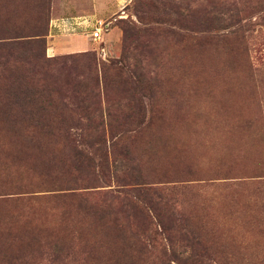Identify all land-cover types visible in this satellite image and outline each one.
<instances>
[{
  "label": "rangeland",
  "instance_id": "374dc122",
  "mask_svg": "<svg viewBox=\"0 0 264 264\" xmlns=\"http://www.w3.org/2000/svg\"><path fill=\"white\" fill-rule=\"evenodd\" d=\"M70 18L104 25L91 60L53 51L70 35L51 22ZM0 44V264H113L114 231L83 209L131 188L134 164L155 191L127 212L142 244L127 264H264V0H0ZM84 115L106 131L27 124ZM18 147L54 149L65 179L78 147L98 187L42 192L44 157Z\"/></svg>",
  "mask_w": 264,
  "mask_h": 264
},
{
  "label": "trees",
  "instance_id": "16d2710c",
  "mask_svg": "<svg viewBox=\"0 0 264 264\" xmlns=\"http://www.w3.org/2000/svg\"><path fill=\"white\" fill-rule=\"evenodd\" d=\"M3 46L4 45L0 44V49ZM83 54V56L87 58L93 56L89 52ZM89 60H91V58ZM92 65L94 66V70H97V68L99 69L103 82H107L108 76L111 77V80H115L114 78L117 79L120 74L118 71V66L114 65V63H111L110 65L106 63L95 64L94 61ZM96 78L98 79V75H96ZM24 90L27 91L28 87L25 86ZM35 94H37V92L35 93L32 92V90H29L25 96L32 97ZM20 103L22 102L20 101ZM20 103H14V105L11 104L10 108L16 109L15 107L24 105ZM25 104L26 105L24 106H29L30 101ZM12 105L13 108L11 107ZM83 120L85 123L82 122ZM92 121L93 119L90 117V115L78 116V118L59 117L54 120H45L42 118L34 119L29 116L27 119V124H29L33 129H37L39 132H41L43 128L53 129L50 124H53L54 128H57V125L62 124L59 127L72 126L70 128H78L83 126L85 129H92L97 132L99 130L100 132L102 131V133L106 131V125L103 121L100 120L95 124H92ZM90 124H92L93 127ZM48 148L49 147H18L17 149L13 148L11 150H16L18 153L37 152L38 154L42 155V157H44L39 161V163L35 165L33 164L34 167L32 171L37 170L39 176L45 178V180L40 182L41 184L39 185L44 187L37 189H42V192L55 193V196L53 197L56 198H69L82 201L83 203L86 202V200L83 199V196L78 194L76 191L98 187L96 186L97 183H95L98 182L95 167L88 163L90 160L89 156L79 150L78 147H67L70 149L68 152H71L69 154L71 166L70 168L66 169L68 171V179H65V175L61 172V170H64L63 166L60 164L59 160L56 159L55 155L51 154L54 149L51 151L48 150ZM122 149V152H118V155L122 156V158H117L116 160V155H114L112 152L106 154L102 158L106 164L105 166H103V164L100 165L99 171L101 179H106V171H108L110 168L113 167L116 169V161L120 163L124 159H127L130 151L127 147H123ZM19 161H22V159L19 158ZM83 164L85 165L82 166ZM58 165H60V167ZM82 173L85 175H80ZM61 175L63 176L62 179ZM124 176L125 177H123V179H120V181L117 182L123 183L125 182V178H128L129 181L125 184H122V186H129L131 188L128 189L132 190L123 189L120 191L108 192V198L104 199V201L99 205H89L86 209H83V211H85L84 214H93L95 216L93 217L94 220L96 219L97 221H102V225L106 230L114 231L112 236H109V239H111L110 243L116 248L114 249L116 255L112 253L114 258L112 262L113 264H127V260L129 258L127 255H129L131 251H141L142 244L140 234H137V232L130 228V220L135 218V216L132 212L131 213L133 215L130 213L127 214L128 210L130 211L134 207H139L140 203H144L148 207L149 211H153L151 202H149L146 197L141 199L140 194L141 192L147 193L154 192L155 190L151 189V187H147V183H141L140 179L142 178V175L138 165L134 164L126 168V174ZM106 234L107 233H105V235Z\"/></svg>",
  "mask_w": 264,
  "mask_h": 264
},
{
  "label": "crops",
  "instance_id": "0c3cea01",
  "mask_svg": "<svg viewBox=\"0 0 264 264\" xmlns=\"http://www.w3.org/2000/svg\"><path fill=\"white\" fill-rule=\"evenodd\" d=\"M96 24L92 20L84 18H70V19H57L51 22L50 28L53 29L54 33H57L56 36H66L70 37L63 41V44H60L57 49L53 48V51L56 53H80L88 52L94 50L95 46L91 43L95 41L91 38L93 30L95 29Z\"/></svg>",
  "mask_w": 264,
  "mask_h": 264
},
{
  "label": "built area",
  "instance_id": "2783aa9c",
  "mask_svg": "<svg viewBox=\"0 0 264 264\" xmlns=\"http://www.w3.org/2000/svg\"><path fill=\"white\" fill-rule=\"evenodd\" d=\"M104 25L102 23H97L95 29L93 30V33L91 35V38L96 41L100 39V34L102 32Z\"/></svg>",
  "mask_w": 264,
  "mask_h": 264
}]
</instances>
